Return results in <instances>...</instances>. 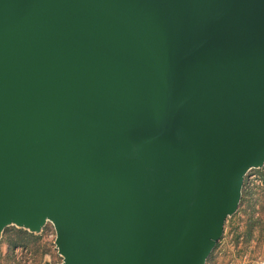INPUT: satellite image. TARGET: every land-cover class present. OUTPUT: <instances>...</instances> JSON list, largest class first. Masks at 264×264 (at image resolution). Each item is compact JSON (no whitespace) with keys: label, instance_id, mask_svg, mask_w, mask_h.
Returning a JSON list of instances; mask_svg holds the SVG:
<instances>
[{"label":"water","instance_id":"water-1","mask_svg":"<svg viewBox=\"0 0 264 264\" xmlns=\"http://www.w3.org/2000/svg\"><path fill=\"white\" fill-rule=\"evenodd\" d=\"M263 166L264 0H0V238L206 264Z\"/></svg>","mask_w":264,"mask_h":264},{"label":"rangeland","instance_id":"rangeland-1","mask_svg":"<svg viewBox=\"0 0 264 264\" xmlns=\"http://www.w3.org/2000/svg\"><path fill=\"white\" fill-rule=\"evenodd\" d=\"M250 173L263 176L264 166L252 168ZM248 180L247 184L245 180L239 208L228 218L206 264H261L264 261V183L252 184ZM254 189L252 194H246V190ZM18 234L23 238L12 245L9 239ZM55 239L56 230L49 220L39 231L8 225L0 238V264H61L63 257Z\"/></svg>","mask_w":264,"mask_h":264},{"label":"built area","instance_id":"built-area-1","mask_svg":"<svg viewBox=\"0 0 264 264\" xmlns=\"http://www.w3.org/2000/svg\"><path fill=\"white\" fill-rule=\"evenodd\" d=\"M247 180L251 181L252 184H255V183L263 184L262 176L256 173H250V171L246 175V184H247ZM261 264H264V261Z\"/></svg>","mask_w":264,"mask_h":264},{"label":"trees","instance_id":"trees-1","mask_svg":"<svg viewBox=\"0 0 264 264\" xmlns=\"http://www.w3.org/2000/svg\"><path fill=\"white\" fill-rule=\"evenodd\" d=\"M262 178H264V175L262 176ZM263 183H264V180H263ZM253 191H255V189L254 190H250V191L246 190V194H252ZM25 233L26 232H23V234H25ZM22 238H23V235L18 234V236L16 238H10L9 241H10V243L12 245H16Z\"/></svg>","mask_w":264,"mask_h":264}]
</instances>
